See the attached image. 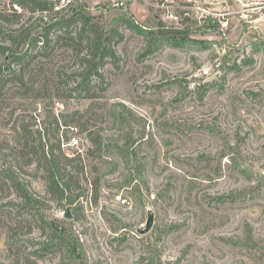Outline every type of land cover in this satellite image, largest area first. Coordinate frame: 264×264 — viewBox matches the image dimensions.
<instances>
[{
  "label": "rangeland",
  "instance_id": "rangeland-1",
  "mask_svg": "<svg viewBox=\"0 0 264 264\" xmlns=\"http://www.w3.org/2000/svg\"><path fill=\"white\" fill-rule=\"evenodd\" d=\"M49 1L50 22L84 5L115 31L118 58L104 68L108 89L95 104L106 116L104 152L87 159L89 180L101 177L100 196L83 181L77 218L66 198L29 176L44 216L65 227L74 246L49 250L50 232L35 229L21 238L25 255L36 264H264V0H173L169 8L163 0ZM8 2L0 12L27 20L19 1L21 11ZM33 97L27 108L43 118L46 103ZM12 124L0 122V135ZM74 132L79 144L66 140L65 148L85 154L91 142ZM149 212L154 226L141 234ZM0 256L13 263L3 237Z\"/></svg>",
  "mask_w": 264,
  "mask_h": 264
},
{
  "label": "trees",
  "instance_id": "trees-1",
  "mask_svg": "<svg viewBox=\"0 0 264 264\" xmlns=\"http://www.w3.org/2000/svg\"><path fill=\"white\" fill-rule=\"evenodd\" d=\"M17 1L30 13L27 20L22 12H0V122L13 123L9 133L0 135V236L10 264H36L20 244L35 229L51 233L46 246L54 252L74 244L65 227L44 216V199L32 190L29 176L44 179L50 194L66 198L77 218L83 211L79 201L83 181L90 182L95 200L99 198L101 177L89 180L87 159L104 152L106 116H97L95 104L108 89L104 68L118 56L115 31L87 14L84 5L50 22L44 20L45 12L52 9L49 0ZM38 12L41 15L31 21ZM168 31L157 34L170 35ZM31 95L46 103L43 118L29 112ZM73 98L91 103L83 110L56 113L55 101ZM71 130L87 134L91 147L85 154H68L64 144L75 136L69 137ZM0 264H6L1 256Z\"/></svg>",
  "mask_w": 264,
  "mask_h": 264
},
{
  "label": "built area",
  "instance_id": "built-area-1",
  "mask_svg": "<svg viewBox=\"0 0 264 264\" xmlns=\"http://www.w3.org/2000/svg\"><path fill=\"white\" fill-rule=\"evenodd\" d=\"M6 1H7V0H0V9H1V7H4V4L6 3ZM68 1H70V0H60V2H62V3H66V2H68ZM129 1H131V0H121V2H122L121 4L127 3V2H129ZM9 2H10V0H9ZM9 2H8V3H9ZM171 2H173V0H163V2L161 3V6H160V7H161V8H169ZM11 3H14L13 5H14V8H15V9L21 11V8H20L19 4H18L17 2H15V0H12ZM11 3H10V4H11ZM10 4H9V5H10ZM170 16H171V17H175V15H174L173 13H171ZM220 24H221V28H222V30H225V29H227V28L229 27V22H228V20H221V21H220ZM68 144H69V145H75V146L78 145V144H79V138L73 136ZM65 145H66V144H64V146H65ZM117 199H118V200H121L122 203H126V202H127V199H125V198L122 199V196H117Z\"/></svg>",
  "mask_w": 264,
  "mask_h": 264
},
{
  "label": "water",
  "instance_id": "water-1",
  "mask_svg": "<svg viewBox=\"0 0 264 264\" xmlns=\"http://www.w3.org/2000/svg\"><path fill=\"white\" fill-rule=\"evenodd\" d=\"M67 217H72V214L70 212V209L67 211ZM155 223V214L153 212H149L148 219L146 221L145 227L140 228L138 231L141 234H147L151 231Z\"/></svg>",
  "mask_w": 264,
  "mask_h": 264
}]
</instances>
